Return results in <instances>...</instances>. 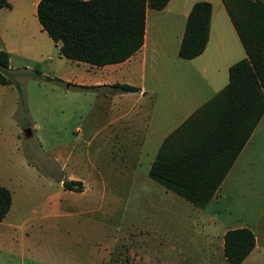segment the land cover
<instances>
[{"label": "rangeland", "instance_id": "1", "mask_svg": "<svg viewBox=\"0 0 264 264\" xmlns=\"http://www.w3.org/2000/svg\"><path fill=\"white\" fill-rule=\"evenodd\" d=\"M25 5L29 24L31 19L38 22L34 7L28 1ZM14 31L9 39L15 38ZM168 46L161 58L174 60ZM157 63L150 56L142 69L149 88L156 84L154 72L163 71L152 69ZM64 64L70 72L86 73L82 64ZM10 68L14 82L0 84V183L14 193V205L6 223L0 224V264H131L134 243L147 236L149 222L172 237L181 229L185 237L172 245L185 252L202 250L193 223H201L213 207H206L204 215L151 178L155 149L138 150L132 163L133 150L103 142L106 133L100 129L109 116H99L101 92L71 88L61 95L55 78L35 75L38 67L19 52L12 55ZM70 173H103L108 179L92 181L93 192L83 195L60 185ZM250 185L240 196L255 220L254 206L264 198V183ZM232 222L242 223L234 217ZM258 264H264V256Z\"/></svg>", "mask_w": 264, "mask_h": 264}, {"label": "crops", "instance_id": "2", "mask_svg": "<svg viewBox=\"0 0 264 264\" xmlns=\"http://www.w3.org/2000/svg\"><path fill=\"white\" fill-rule=\"evenodd\" d=\"M9 1L11 7H0V51H8L10 61L16 52L24 55L31 64L38 67L42 77L55 78L60 93L63 90L69 92L71 88L101 92L104 96L100 104L99 116H109L100 129L106 133L103 142L112 144L116 142L120 147L123 145L122 149L133 150L135 155L132 156V163L137 161L138 150H144L147 146L149 147L146 149H155L156 153L150 169L167 138L229 83L230 67L247 57L222 0H170L163 9L149 8L143 46L123 62L101 66L62 56L60 43L53 41L42 28L39 20L36 22L31 19V25L29 24L25 3L30 2L37 15L39 0ZM197 1H209L212 5L209 39L200 55L192 59H184L179 56V48L188 15ZM10 30H15L14 39L12 37L9 39ZM169 44L175 54L174 60L161 58L164 49L166 47L169 49ZM150 56L154 59V63L158 62L156 65L153 64L152 69L163 71L154 72L155 76L151 79L156 84L149 88L141 75ZM45 62L46 69L43 67ZM64 63L82 64L86 73L79 72L77 75L70 72L71 70ZM26 68L28 70L30 65ZM139 68H141L140 72ZM116 84H129L138 89L121 91ZM141 103H146L147 107L142 108ZM263 165L264 114L212 199L206 206L198 207L204 215L206 207H213L211 215L206 214L201 223H193L198 229V235L201 236L202 250L185 252L183 248L177 246L185 235L181 229L172 237L166 230L161 231L159 225L149 222L147 226L149 229H146L147 236L144 235L134 243L131 264H227L224 252L225 234L230 229L243 227L253 231L255 247L239 264H258V258L264 256V202L262 204L264 198H260L259 205L254 206L258 218L251 220L249 213L252 208L249 207V210L245 208L240 195L246 185L251 186L252 181L259 180L264 183ZM252 167L255 172L259 170V174L253 173ZM64 178L81 180L84 187L78 193L84 195L93 192L92 181H105L108 176L106 174L104 176L103 173L85 175L70 173ZM64 178L61 180L62 186ZM63 189L68 190L64 187ZM11 193L10 210L0 224L6 223L12 211L14 193L12 191ZM161 209L167 211L171 208ZM233 217L242 223H233ZM7 226L14 227L12 223ZM141 233L143 234V231ZM4 235L7 236L8 231ZM172 241L177 242V245H172Z\"/></svg>", "mask_w": 264, "mask_h": 264}, {"label": "trees", "instance_id": "3", "mask_svg": "<svg viewBox=\"0 0 264 264\" xmlns=\"http://www.w3.org/2000/svg\"><path fill=\"white\" fill-rule=\"evenodd\" d=\"M170 0H39L42 28L68 59L101 66L119 63L144 44L147 10L163 9ZM247 57L229 69V83L200 107L161 147L150 176L197 207L206 206L264 114V0H222ZM0 7H11L0 0ZM212 5L197 1L187 18L179 56L192 59L206 48ZM34 74L41 76L38 69ZM14 82L10 56L0 51V84ZM121 91H135L116 84ZM65 189L80 192L81 180L64 179ZM12 204L0 184V221ZM255 247L250 228L225 234L227 264L241 263Z\"/></svg>", "mask_w": 264, "mask_h": 264}]
</instances>
